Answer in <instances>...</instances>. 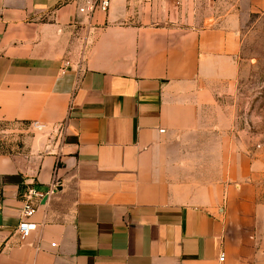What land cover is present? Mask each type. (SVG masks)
Segmentation results:
<instances>
[{
    "label": "crops",
    "instance_id": "crops-1",
    "mask_svg": "<svg viewBox=\"0 0 264 264\" xmlns=\"http://www.w3.org/2000/svg\"><path fill=\"white\" fill-rule=\"evenodd\" d=\"M91 1L0 0V264H245L264 141L229 100L244 7L264 0H112L89 18Z\"/></svg>",
    "mask_w": 264,
    "mask_h": 264
},
{
    "label": "rangeland",
    "instance_id": "rangeland-1",
    "mask_svg": "<svg viewBox=\"0 0 264 264\" xmlns=\"http://www.w3.org/2000/svg\"><path fill=\"white\" fill-rule=\"evenodd\" d=\"M250 6L245 5L247 14L241 16L240 73L229 105L235 111L237 127L247 129L252 141H264V4L258 12H251ZM223 8L218 7L219 12L216 9L215 14L221 15ZM247 199L251 203L252 226L246 230L249 236L245 264H254L252 259L255 255H264V178L252 183L247 190Z\"/></svg>",
    "mask_w": 264,
    "mask_h": 264
},
{
    "label": "built area",
    "instance_id": "built-area-1",
    "mask_svg": "<svg viewBox=\"0 0 264 264\" xmlns=\"http://www.w3.org/2000/svg\"><path fill=\"white\" fill-rule=\"evenodd\" d=\"M112 0H92L86 6L79 9V13L93 18L96 13H107L111 8ZM36 130H42L45 127L40 124H35ZM43 197L35 188H30L26 191L23 201V209L21 220L17 227V233L22 239L29 238L32 233L37 231L38 225L33 221V216L36 214L39 201Z\"/></svg>",
    "mask_w": 264,
    "mask_h": 264
}]
</instances>
